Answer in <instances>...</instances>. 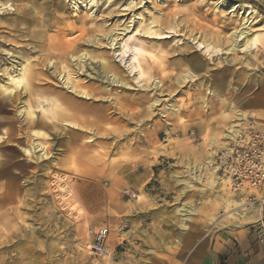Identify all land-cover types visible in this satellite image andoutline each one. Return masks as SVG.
Listing matches in <instances>:
<instances>
[{
    "label": "rangeland",
    "instance_id": "1",
    "mask_svg": "<svg viewBox=\"0 0 264 264\" xmlns=\"http://www.w3.org/2000/svg\"><path fill=\"white\" fill-rule=\"evenodd\" d=\"M72 1L0 0V101L8 89L12 95L16 91L4 73L16 64L14 54L39 53L32 18L51 12L50 18L62 17L60 26L72 30L80 26L73 24L72 18L85 19L89 28L85 37L90 36L92 42L80 44L88 46V55L93 58L86 61L81 76L75 61L69 69L86 85L100 84L102 95L107 97L100 103L109 108L98 124L85 126L84 138L90 142L82 151L65 149L60 131L46 129L44 132L50 133L47 144L57 154L51 163L41 158L37 165L32 164L20 155L6 166L5 174L0 175L4 197L0 205V264H163L189 245L184 242L189 236L209 235L228 227L247 228L256 222L258 205L248 197H258L263 194L260 190L234 191L220 169L223 184L195 181L186 168L201 165L209 151L216 153L226 145L227 126L240 109L230 106L239 104V92L256 93L263 85L264 13L259 6L239 0L253 5L256 12L249 30L257 39L256 47L243 50L234 36L227 37L239 27V15L227 14L214 0H95L92 9L84 6L85 0H75L77 7ZM152 16L166 20L162 37L142 30ZM171 23L178 24V32L168 31ZM125 25L129 28L122 30ZM110 31L117 35L113 46L98 36ZM125 40L131 47H141L137 56L146 71L141 75L131 52L126 51L123 62L116 55ZM196 41L211 42L218 51L198 48ZM231 43L238 46L230 50ZM97 54L104 60L96 58ZM194 57L200 59V65H193ZM106 63L111 69L101 68ZM61 64L55 70V80L60 70V75L64 73ZM88 72L101 74L92 79ZM240 87L244 89L240 91ZM26 97L22 95L20 101ZM38 103L34 100L31 110L40 116ZM42 103L47 111L49 106L44 100ZM20 105L16 112L6 108L22 121L25 116L17 114ZM214 138L216 146L212 148ZM10 151V147L4 149ZM44 164L46 172L41 169ZM70 169L94 173L73 174ZM121 169L124 171L115 175ZM55 176L68 186V202L80 215H68L58 202L53 190ZM178 179L192 186L185 188ZM241 198L255 208L246 219L241 218L251 209L246 204L241 214L232 209ZM190 202L196 212L189 214L186 222L181 221L177 207ZM214 219L218 225L212 223ZM101 225L110 229L106 243L109 255H89L92 232Z\"/></svg>",
    "mask_w": 264,
    "mask_h": 264
},
{
    "label": "bare ground",
    "instance_id": "2",
    "mask_svg": "<svg viewBox=\"0 0 264 264\" xmlns=\"http://www.w3.org/2000/svg\"><path fill=\"white\" fill-rule=\"evenodd\" d=\"M85 1L86 3L84 6L88 4L89 9H92L93 4L96 2L95 0ZM214 1L216 6L226 10L227 14L233 15L237 13L239 15V27L232 30L227 37L234 36L235 41H239L243 50L255 48L257 39L252 32L249 33L250 28L253 26L252 22L254 15H256L254 6L248 2L239 0ZM72 4L75 7L78 6L75 0L72 1ZM58 6L59 4L56 5V7ZM51 15V12H48L40 16H35L30 23L33 25V28H35V36L39 37V53L35 56L30 55L29 52H22L20 54L15 53L14 55L17 59L16 64H11L7 67L9 68L8 70L7 68L4 70V73L7 75V80L16 88V91L14 95H12V90L8 89V91H6L8 95L4 97L3 101H0V175H4L7 168L6 166L13 163V159L20 155L23 156L24 160H28L30 163L34 161L36 165L37 161L41 158L48 159V163H51V158L56 157L57 154H53L51 145L47 144L50 133L46 134V132H44L46 129L60 131L58 135L63 138L61 144L63 147H66L65 149L78 148L82 151L90 142L84 138L86 135L85 126L96 125L108 115L109 108L103 105V103H100L107 98L102 95L104 90L100 84L86 85V82H82L79 78L76 79V76L73 77L70 72L72 70L69 69L71 62L75 61V64L78 66L76 72L81 76V69L86 67V61L92 60L93 58V56L88 55V46L80 44V41L87 42V44L92 42L90 36L85 37L88 35L87 33L89 31V28L85 26V19L72 18L73 24L77 22L80 23L79 28L72 30L70 26H60V23L64 22L62 17L54 16L50 18ZM151 18L152 21L150 23L141 26L143 32L152 36L161 35L162 37V24H165L166 20L161 19L158 21L157 18L153 16ZM155 22H157L155 25L157 28L154 27ZM177 26L178 24L171 23V27H167L168 31L173 30L174 32H178ZM128 28L129 27L125 25L122 30ZM67 30L70 32L67 33ZM137 30L138 28H135V31ZM49 32H53L54 34L49 35ZM75 32L76 35L72 37ZM98 36L110 42V46H113L114 38H117V35L115 33L113 34V31L109 33H98ZM84 38H86V40ZM126 40L123 42L120 51L117 52L116 55L119 56L120 60L123 62V56H125L126 51L131 52V58L135 61V67L141 75L143 72H146L142 68L141 61L137 56L139 51H141V47L138 45L131 47ZM196 44L198 48L203 47L208 51L210 50V52L218 51L217 46L213 45L211 42L196 41ZM236 46H238V44L231 43L229 49L233 50ZM96 58L104 60L102 54H97ZM192 60L193 65H200V59L194 57ZM59 64L62 65V71L64 73L60 75V70L58 73L59 77L55 80V70L59 68ZM102 67L103 69H111L108 63L101 65V68ZM127 67L130 68L128 65ZM50 69L51 71L49 72ZM100 74L101 73L92 75L90 72L87 73L92 79H98L97 77H99ZM112 80L113 83L118 82L114 77ZM25 94L27 97L20 101V97ZM34 100L39 101L37 107L41 111L40 116L35 115L31 110ZM42 100L49 106L47 111L43 108L44 103H42ZM109 100L111 104L115 105V102L113 103L111 99ZM19 102H21V109L17 111V114H23L25 116L22 121H20L21 119L18 118L17 115L10 113V109L7 110L6 108L8 106L16 112ZM242 120L243 122H241ZM251 120H254L251 115L243 116L240 112H237L232 122L230 121V126H227V133L225 132L224 136L228 139H236L240 135L241 129H243L241 124H247ZM23 124H25V126H23ZM5 125L7 126L6 128ZM211 146L212 148L216 146L215 138L211 140ZM6 147L12 148V151L8 153L4 152ZM58 155L62 156V153L60 152ZM214 155L215 151L211 150L209 151L208 158L202 162L201 165L187 166L186 171L192 180L201 182L205 179L207 182L216 185L224 183L220 178L221 176H218L220 168L215 162ZM44 168H46V164L41 165V169L46 172ZM202 169H206L207 171L203 173L201 171ZM70 170H72L73 174L94 173L92 170ZM122 171L124 170H118V172H115V175ZM54 179L56 180H53V190L57 193L56 197L58 198V202L66 209L68 215L74 213L80 215V213L75 212L76 209L71 207V203L68 202L70 198V194L68 195L66 192L68 191V186L57 176H55ZM178 182L185 188H190L192 186L189 181L184 179H178ZM237 201L239 204H237ZM237 201L232 204V209L237 208L238 213H242L246 207L251 208L247 214L244 212L242 214L240 213L242 219H246L254 214L255 208L252 207V203L246 202L244 198L240 200L237 199ZM3 202L4 197L1 192L0 205ZM245 204L247 206L244 208L243 205ZM257 209L259 211L258 206ZM195 212L196 210L192 202L187 204L180 203L179 207H177L180 220L184 222L187 221L189 214ZM215 220L216 219H214L212 223L218 225V221Z\"/></svg>",
    "mask_w": 264,
    "mask_h": 264
},
{
    "label": "crops",
    "instance_id": "3",
    "mask_svg": "<svg viewBox=\"0 0 264 264\" xmlns=\"http://www.w3.org/2000/svg\"><path fill=\"white\" fill-rule=\"evenodd\" d=\"M256 3L264 13V0H249ZM244 87H240V91ZM239 106L233 113L240 112L243 116L251 115L255 122L264 126V82L256 93L247 91L240 93ZM239 94L237 97H239ZM236 97V98H237ZM235 98V100H236ZM253 109L258 113L245 112L244 109ZM225 113V117H227ZM233 116V117H234ZM256 116V117H255ZM218 141V138H217ZM264 193V186L260 189ZM250 215L249 217H251ZM247 217V218H249ZM248 223H246L247 225ZM184 242L189 245L176 254L171 255V261L163 260V264H264V246L257 240L255 232L249 227H228L223 231H215L208 235L203 233L199 237L189 236ZM170 260V259H168Z\"/></svg>",
    "mask_w": 264,
    "mask_h": 264
},
{
    "label": "built area",
    "instance_id": "4",
    "mask_svg": "<svg viewBox=\"0 0 264 264\" xmlns=\"http://www.w3.org/2000/svg\"><path fill=\"white\" fill-rule=\"evenodd\" d=\"M241 125L240 135L236 139L229 138L226 145L215 153V162L228 177L234 191L260 190L264 186V126L254 120ZM248 200L256 201L260 212L257 221L248 226L264 246V193L256 198L249 195ZM109 233L106 225L98 226L92 232L87 249L89 255H109L106 244Z\"/></svg>",
    "mask_w": 264,
    "mask_h": 264
}]
</instances>
